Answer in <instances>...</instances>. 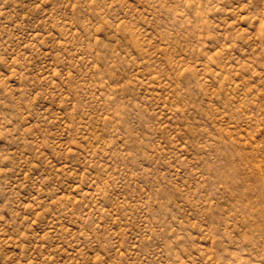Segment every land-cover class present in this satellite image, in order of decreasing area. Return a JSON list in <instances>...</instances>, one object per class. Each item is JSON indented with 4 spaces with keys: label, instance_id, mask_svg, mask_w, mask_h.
<instances>
[{
    "label": "rangeland",
    "instance_id": "obj_1",
    "mask_svg": "<svg viewBox=\"0 0 264 264\" xmlns=\"http://www.w3.org/2000/svg\"><path fill=\"white\" fill-rule=\"evenodd\" d=\"M0 264H264V0H0Z\"/></svg>",
    "mask_w": 264,
    "mask_h": 264
}]
</instances>
